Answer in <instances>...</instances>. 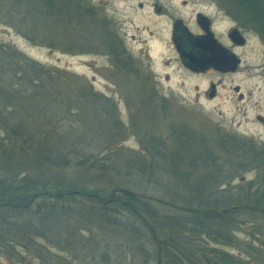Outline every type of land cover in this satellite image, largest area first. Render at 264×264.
<instances>
[{
    "label": "rangeland",
    "instance_id": "374dc122",
    "mask_svg": "<svg viewBox=\"0 0 264 264\" xmlns=\"http://www.w3.org/2000/svg\"><path fill=\"white\" fill-rule=\"evenodd\" d=\"M161 2L177 8L191 25L195 13L212 3L217 31L228 47L232 28L247 30L246 46L233 49L242 59L238 70L228 75L187 70L172 46L169 19L152 13L151 0H54L50 11L27 0H0V46L48 72L43 89L33 84L31 93L24 85L23 92L0 103V172L7 158L28 159L15 144L62 153L80 149L117 166L139 158H166L174 165L180 157L187 165L196 149L209 154L215 167L194 174L227 176L225 186L235 194L264 185L263 37L242 21L238 2L235 17L223 5L227 0ZM20 84H26L23 78ZM213 85L216 96L210 98ZM223 160L227 166L216 167ZM154 171L164 184L162 169ZM177 171L192 172L187 166ZM150 178V173L137 177L135 186L155 196ZM241 215L245 222L232 232L235 247L207 244L264 264V218L252 222L244 211ZM17 250L19 261L0 255V262L32 264L30 253ZM123 264L135 261L128 257Z\"/></svg>",
    "mask_w": 264,
    "mask_h": 264
},
{
    "label": "trees",
    "instance_id": "16d2710c",
    "mask_svg": "<svg viewBox=\"0 0 264 264\" xmlns=\"http://www.w3.org/2000/svg\"><path fill=\"white\" fill-rule=\"evenodd\" d=\"M27 1L50 11L54 0ZM223 5L235 17V0ZM238 5L242 21L264 39V3L238 0ZM9 50L0 46V103L23 92L24 85L31 93L33 84L43 89L48 75L40 64ZM22 78L26 84H20ZM15 146L29 160L7 158L1 165L0 255L18 260L20 246L32 255V264H123L128 257L135 264H250L208 244L235 247L232 232L245 222L243 211L252 222L264 218V185L235 194L225 186L227 176L194 174L215 167L209 154L193 149L196 156L187 165L180 157L174 165L166 158H139L117 166L80 149ZM183 166L192 172L177 171ZM225 166L224 160L216 165ZM154 167L162 169L164 184ZM149 173L155 196L135 186L137 177ZM162 204L174 212H165Z\"/></svg>",
    "mask_w": 264,
    "mask_h": 264
},
{
    "label": "flooded vegetation",
    "instance_id": "af4514ba",
    "mask_svg": "<svg viewBox=\"0 0 264 264\" xmlns=\"http://www.w3.org/2000/svg\"><path fill=\"white\" fill-rule=\"evenodd\" d=\"M161 1L162 0H151L152 13H154V15L156 16L167 17L169 19L168 26H169V31H170V39H171L172 46L177 54L178 61L187 70H189L190 72L196 73V74H202V73H207V72H215L217 74H223V75L230 74V73L220 72L216 70L214 67L207 68L203 71L202 70L201 71L192 70L186 65V60L182 58V54L180 51V50H188V51L191 50L192 49L191 38L192 37H203L207 34V31H211L214 34L215 39L219 43H221L223 46H225L220 33H218L217 31V23H218L217 19L215 15L212 14L213 9L211 5L213 4L212 3L208 4L207 7L205 8L206 10L204 11H197L195 13L194 22L191 25L189 19H186L185 16L181 12H179L177 8L168 6L162 3ZM168 1H171V0H168ZM235 2H238V0H235ZM182 4L187 5V0H182ZM139 6L141 9H144L143 2H141ZM200 14H202L205 17L204 25H201V23H199L198 17ZM235 28L239 29L243 35H247L246 36L247 38H248V35H250L249 32H247V30L241 27H234L231 30ZM249 31H253V30H249ZM178 43L181 44L182 48L177 46ZM230 44H231L230 47L228 46H225V47H227L232 52H234L233 49L235 48H238V49L243 48V47L236 46L231 41H230ZM215 91H216V87H215Z\"/></svg>",
    "mask_w": 264,
    "mask_h": 264
},
{
    "label": "water",
    "instance_id": "95a60500",
    "mask_svg": "<svg viewBox=\"0 0 264 264\" xmlns=\"http://www.w3.org/2000/svg\"><path fill=\"white\" fill-rule=\"evenodd\" d=\"M199 23L204 25L205 17L200 14ZM229 40L239 47H244L248 40L239 29H233L228 34ZM181 47V44H177ZM191 50L181 51L182 58L186 60V65L195 71H203L207 68L214 67L223 73H235L242 64V59L236 53L219 43L211 31L203 37L191 38ZM182 48V47H181ZM238 90V89H237ZM216 96L215 86L211 87L210 98Z\"/></svg>",
    "mask_w": 264,
    "mask_h": 264
}]
</instances>
